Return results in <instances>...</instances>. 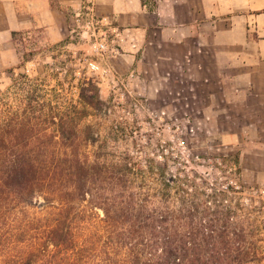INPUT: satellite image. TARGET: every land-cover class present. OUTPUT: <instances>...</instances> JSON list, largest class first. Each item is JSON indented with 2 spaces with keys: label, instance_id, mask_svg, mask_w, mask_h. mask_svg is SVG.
<instances>
[{
  "label": "trees",
  "instance_id": "obj_1",
  "mask_svg": "<svg viewBox=\"0 0 264 264\" xmlns=\"http://www.w3.org/2000/svg\"><path fill=\"white\" fill-rule=\"evenodd\" d=\"M21 91L0 112V264H264V224L202 214L212 196L164 167L77 152L78 121L102 105L91 79L74 113L35 82Z\"/></svg>",
  "mask_w": 264,
  "mask_h": 264
},
{
  "label": "rangeland",
  "instance_id": "obj_2",
  "mask_svg": "<svg viewBox=\"0 0 264 264\" xmlns=\"http://www.w3.org/2000/svg\"><path fill=\"white\" fill-rule=\"evenodd\" d=\"M143 2L154 9L157 0ZM98 7L95 0L96 18L106 22L98 23L101 32L95 33L104 39L103 53L95 50V40H89L93 28L71 33L80 8L72 14L69 34L59 42H51L41 29L14 38L12 63L0 66V112L16 111L21 85L35 82L55 108L67 107L74 113L79 81L91 79L102 105L78 121V153L108 161L130 155L143 168L164 167L169 177L181 179L184 188L191 191L196 185L212 196L200 198L202 214L231 216L244 221L246 230L264 224V185L245 179L239 151L226 136L229 124L213 122L206 91L177 78L172 83L163 69L133 72L131 64L121 59L124 51L117 44L114 17ZM51 127L42 126L48 133Z\"/></svg>",
  "mask_w": 264,
  "mask_h": 264
},
{
  "label": "crops",
  "instance_id": "obj_3",
  "mask_svg": "<svg viewBox=\"0 0 264 264\" xmlns=\"http://www.w3.org/2000/svg\"><path fill=\"white\" fill-rule=\"evenodd\" d=\"M80 4L0 0V66L12 63L20 34L41 29L51 42L66 38ZM98 4L114 17L121 59L133 72L163 69L172 83L206 91L213 122L229 124L245 179L264 185V0H157L154 9L141 0Z\"/></svg>",
  "mask_w": 264,
  "mask_h": 264
},
{
  "label": "built area",
  "instance_id": "obj_4",
  "mask_svg": "<svg viewBox=\"0 0 264 264\" xmlns=\"http://www.w3.org/2000/svg\"><path fill=\"white\" fill-rule=\"evenodd\" d=\"M96 16L97 15L95 12V0H82V5L80 9L78 10V12L74 14L75 26L74 29L71 30V33L77 35L78 31H83L84 28L85 29L93 28V30L89 35L92 38L89 37V40L92 39L95 40L96 42L94 44L95 50L99 53H103L106 51V45L104 44V39L101 38L98 39L97 34L101 32L100 31L101 29L98 27V25L105 22V20L102 19L99 21L97 20Z\"/></svg>",
  "mask_w": 264,
  "mask_h": 264
}]
</instances>
